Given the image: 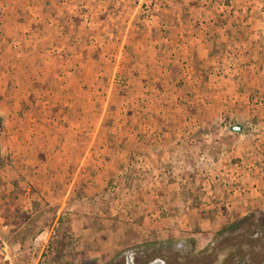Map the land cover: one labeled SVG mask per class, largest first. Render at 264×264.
Returning <instances> with one entry per match:
<instances>
[{
  "label": "rangeland",
  "instance_id": "rangeland-1",
  "mask_svg": "<svg viewBox=\"0 0 264 264\" xmlns=\"http://www.w3.org/2000/svg\"><path fill=\"white\" fill-rule=\"evenodd\" d=\"M260 212L264 0H0V264H224Z\"/></svg>",
  "mask_w": 264,
  "mask_h": 264
},
{
  "label": "trees",
  "instance_id": "trees-1",
  "mask_svg": "<svg viewBox=\"0 0 264 264\" xmlns=\"http://www.w3.org/2000/svg\"><path fill=\"white\" fill-rule=\"evenodd\" d=\"M232 233H235L234 237ZM218 235L226 236L225 246L232 248L237 245L236 251H228L226 259L224 258V264H234L232 262L234 258H237V262L243 264H264V244L260 239H264V212H260L258 216L254 213H250L244 216L235 217L233 220L222 224L217 232ZM252 234L256 236L252 237ZM246 244L250 247L249 260L244 261V252H242L241 246ZM254 246H257L259 250H256Z\"/></svg>",
  "mask_w": 264,
  "mask_h": 264
},
{
  "label": "water",
  "instance_id": "water-1",
  "mask_svg": "<svg viewBox=\"0 0 264 264\" xmlns=\"http://www.w3.org/2000/svg\"><path fill=\"white\" fill-rule=\"evenodd\" d=\"M235 129H236V130H238V129H239V127L237 126V127H235Z\"/></svg>",
  "mask_w": 264,
  "mask_h": 264
}]
</instances>
